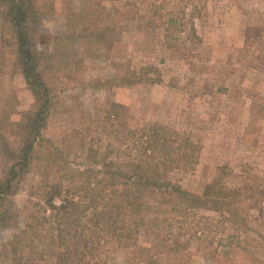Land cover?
Masks as SVG:
<instances>
[{
    "label": "rangeland",
    "instance_id": "1",
    "mask_svg": "<svg viewBox=\"0 0 264 264\" xmlns=\"http://www.w3.org/2000/svg\"><path fill=\"white\" fill-rule=\"evenodd\" d=\"M27 7L32 51L51 96L36 163L49 164L48 149L81 167L92 147L104 159L126 160L138 154L135 139L161 127L174 146L188 138L198 147L192 169L166 171L189 193L201 195L223 167L230 185L264 184V0H28ZM3 12L0 6V180L16 161L21 125L39 105ZM43 173L32 165L6 200L15 216L0 230V264H14L6 251L15 245L21 264H52L30 243L36 210L29 200L38 201L30 191ZM206 215L218 220L199 213ZM250 215L255 231L227 225L235 239L226 249L237 264H264V202ZM206 224L200 227L212 236ZM182 238L190 264H215L209 242ZM140 243H149L143 233ZM89 254L108 264L131 258L106 243L92 244Z\"/></svg>",
    "mask_w": 264,
    "mask_h": 264
},
{
    "label": "trees",
    "instance_id": "2",
    "mask_svg": "<svg viewBox=\"0 0 264 264\" xmlns=\"http://www.w3.org/2000/svg\"><path fill=\"white\" fill-rule=\"evenodd\" d=\"M27 3L28 0H0L16 42L18 67L39 101L21 125L16 161L0 180V230L6 219L15 216L6 200L17 191L23 174L37 164L45 173L31 186V198L35 196L38 201L29 200L36 210L29 215L30 243L39 244L42 255L52 258V264H108L89 254L92 244L104 243L130 254L129 262L124 264H170L173 253L180 256L176 264H190L182 255V237L209 242L207 248L214 249L215 264H237L226 249L235 239V235L226 234L227 225L241 233L255 231L257 221L250 213L264 202V184L230 185L228 168L223 167L201 195L189 193L168 179L166 171L171 166L192 169L197 164L198 147L190 139L184 138L182 144L174 146L167 139L170 135L166 129L151 127L141 141L133 142V151L138 154L126 160L104 159L92 147L81 167L48 149L49 164L36 163L37 147L39 143L42 146V132L50 115L51 96L32 51ZM143 190L148 191L146 201ZM201 212L216 214L218 220L211 215L199 216ZM200 224L212 225V236L206 235L207 229ZM220 230L224 235L214 248ZM260 231L264 233V229ZM142 233L149 239L146 245L140 243ZM9 247L6 252L10 260L21 264L18 247Z\"/></svg>",
    "mask_w": 264,
    "mask_h": 264
}]
</instances>
